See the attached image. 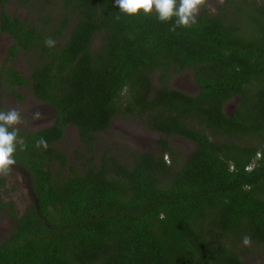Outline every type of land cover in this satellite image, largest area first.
<instances>
[{
	"label": "trees",
	"instance_id": "1",
	"mask_svg": "<svg viewBox=\"0 0 264 264\" xmlns=\"http://www.w3.org/2000/svg\"><path fill=\"white\" fill-rule=\"evenodd\" d=\"M8 1L0 33L35 54L28 85L53 121L15 153L35 201L19 213L0 198L12 220L0 264H246L235 249L245 236L264 264V0H224L175 31L114 0H59L35 22L8 15ZM183 71L195 94L168 85ZM116 118L156 133L154 149L95 153ZM69 127L78 170L51 145ZM175 136L193 144L184 158Z\"/></svg>",
	"mask_w": 264,
	"mask_h": 264
},
{
	"label": "rangeland",
	"instance_id": "2",
	"mask_svg": "<svg viewBox=\"0 0 264 264\" xmlns=\"http://www.w3.org/2000/svg\"><path fill=\"white\" fill-rule=\"evenodd\" d=\"M223 3L224 0H207L206 5L200 12L204 9L215 14L219 11L218 7L222 6ZM59 4V0H29L28 5H22L21 3L11 0L7 6V10L9 13L17 14L21 18L27 17L28 19H32L38 9L61 11L57 9ZM100 41L99 38L95 37L93 41L94 48L100 44ZM6 43L7 38L0 35V63L5 54ZM14 65L17 69L22 71L24 75L27 74L26 64L23 60L19 58L15 59ZM168 85L189 94H195L198 90V87L191 79V73L189 71H183L179 74L172 75L168 79ZM17 92L20 93V98L12 96L7 92L3 95L0 94L2 95L0 99V111H7L10 108H16L20 111L25 120V123L19 126L22 134L44 128L52 123L53 110L46 103L36 100L28 87H19ZM230 106L231 104L228 105V108H231ZM36 111L42 114L41 119H33V113ZM100 136L101 138L97 142L95 153H100L101 149H107L108 152L117 151L119 147L123 146H128L139 151H150L156 146L158 138L156 133L136 125L131 120H123L121 118L114 119L108 133L100 134ZM170 142L173 148L180 152L181 158H184L193 148V144L190 141L177 136L170 138ZM54 147L66 154L70 165H73L75 170L80 168L79 163L81 161L78 162L76 160L75 152L78 150L81 151V145L73 127H69L66 130L63 138L59 142H56ZM165 158L167 161L170 159L168 156H165ZM2 178L4 179V185L3 191H0V193L3 192L0 194V198L14 201L17 211L22 213L32 200L25 186L22 173L13 166L11 173L7 176H2ZM0 190H2V187H0ZM11 225L12 221L10 218L0 213V238L8 233ZM235 249L237 252L244 249L241 257L246 260V264H261L263 256L258 254L253 245H246L243 247V245L241 246V244H238ZM245 249L249 250L248 253Z\"/></svg>",
	"mask_w": 264,
	"mask_h": 264
},
{
	"label": "clouds",
	"instance_id": "3",
	"mask_svg": "<svg viewBox=\"0 0 264 264\" xmlns=\"http://www.w3.org/2000/svg\"><path fill=\"white\" fill-rule=\"evenodd\" d=\"M206 3L207 0H114V6L126 15L155 13L161 22L174 20L171 31H175L177 27L191 28L195 25ZM45 44L51 48L55 46V41L49 37L45 39ZM41 117L39 111L33 113V119H41ZM24 123L23 116L16 108L0 111V176L11 173L16 164L15 153L18 148L23 150L27 147L24 138L20 136L19 128ZM35 146L46 150L49 145L47 140L41 137L35 141ZM243 243L249 245L250 237L245 236Z\"/></svg>",
	"mask_w": 264,
	"mask_h": 264
},
{
	"label": "flooded vegetation",
	"instance_id": "4",
	"mask_svg": "<svg viewBox=\"0 0 264 264\" xmlns=\"http://www.w3.org/2000/svg\"><path fill=\"white\" fill-rule=\"evenodd\" d=\"M10 1L11 0L6 2L4 5V10L8 15H10L12 18L17 16L21 20L26 19V21L32 20L33 22H35V16L32 19H28L27 17L21 18L17 14L9 13L7 10V6L10 3ZM26 1H28V0H26ZM0 35H3L7 38V43H6L7 45L5 47V54H4V57L2 59V62L0 63V91H1L0 94L3 95L4 93L7 92L12 96L20 98V95H19L20 93L17 92L19 87H28L32 93V90H31L30 86L28 85V83H29V79L32 77L33 67H35V54L33 53L30 56L29 53H26L24 51V49L22 48V46L20 45V43L16 42L15 39L9 33L3 32V33H0ZM18 58L20 60H23V62L26 64V69H27L26 75H24L22 73V71L17 69V67L14 65L15 59H18ZM11 68L13 70L17 71L27 83L26 84H20V83H14V82L11 83L10 82L11 78L8 77V73L10 71L8 69H11ZM2 95H0V99H1ZM32 95L34 96L33 93H32ZM34 98H35V96H34ZM52 119H53V113H52ZM40 129H42V128H40ZM40 129H37V130H40ZM35 131L36 130H33V131L27 132L25 134H22V132H20V136L24 137V135H26V134L33 133V132L35 133ZM65 132H64V134H65ZM55 143L56 142L52 143L51 145L54 146ZM14 167L17 168V170H19L22 173L23 180L25 181V186L29 192V195L31 196V199H32L31 203H32L33 201H35V199H34V195L32 192V186H31V181H30L29 175L25 172L24 168L21 166V164L17 160H16V164L14 165ZM3 184H4V182H3ZM1 191H3V187H2ZM1 194H2V192H1ZM1 199L4 200L3 198H1ZM7 200H11V199H7ZM7 200H4V201H7Z\"/></svg>",
	"mask_w": 264,
	"mask_h": 264
}]
</instances>
